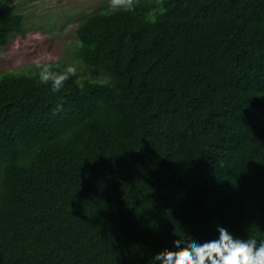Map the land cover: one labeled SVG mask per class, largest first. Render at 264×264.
I'll use <instances>...</instances> for the list:
<instances>
[{"label": "trees", "instance_id": "trees-1", "mask_svg": "<svg viewBox=\"0 0 264 264\" xmlns=\"http://www.w3.org/2000/svg\"><path fill=\"white\" fill-rule=\"evenodd\" d=\"M96 3L59 92L0 73V264H154L218 225L264 239V0ZM25 14L0 0V47Z\"/></svg>", "mask_w": 264, "mask_h": 264}, {"label": "rangeland", "instance_id": "rangeland-1", "mask_svg": "<svg viewBox=\"0 0 264 264\" xmlns=\"http://www.w3.org/2000/svg\"><path fill=\"white\" fill-rule=\"evenodd\" d=\"M26 14L25 29L0 47V73L35 71L36 61L60 60L80 70L72 57L74 29L87 7L109 0H5ZM31 67L30 69L28 67Z\"/></svg>", "mask_w": 264, "mask_h": 264}, {"label": "clouds", "instance_id": "clouds-1", "mask_svg": "<svg viewBox=\"0 0 264 264\" xmlns=\"http://www.w3.org/2000/svg\"><path fill=\"white\" fill-rule=\"evenodd\" d=\"M139 0H109L108 11L134 12ZM59 67V65H55ZM53 63L36 61L39 83L49 85L53 93L59 92L65 83L76 76L77 68L67 66L56 71ZM218 238L197 242L184 235L173 241L172 250L164 249L153 257L154 264H264V239L233 237L230 232L217 226Z\"/></svg>", "mask_w": 264, "mask_h": 264}]
</instances>
